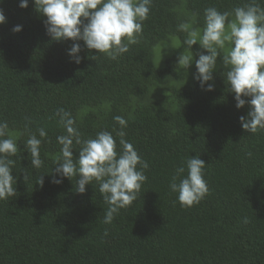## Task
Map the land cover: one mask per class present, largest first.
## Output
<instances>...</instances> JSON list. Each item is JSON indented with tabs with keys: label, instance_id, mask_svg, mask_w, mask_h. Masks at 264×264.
I'll return each instance as SVG.
<instances>
[{
	"label": "trees",
	"instance_id": "1",
	"mask_svg": "<svg viewBox=\"0 0 264 264\" xmlns=\"http://www.w3.org/2000/svg\"><path fill=\"white\" fill-rule=\"evenodd\" d=\"M19 2L0 3L7 19L0 25V119L14 132L45 127L48 137L40 169L31 166L27 135L17 141L16 195L0 200V264H264V131L243 130L240 117L249 106L237 109L219 60L211 92L194 79V63L178 66L182 20L197 13L202 26L204 9L231 10L246 0H153L129 53L94 60L78 41L79 64L68 54L74 41L52 40L33 0L27 9ZM16 25L20 33L12 31ZM164 41L173 43L161 63L154 49L162 51ZM192 51L198 59L203 50ZM59 108L73 113L84 138L101 130L115 135L114 117L123 116L125 138L149 164L137 200L111 224L103 222L107 205L98 185L79 194L75 178L53 183L60 178L53 170L56 136L63 134ZM191 155L207 165L209 194L186 209L169 182Z\"/></svg>",
	"mask_w": 264,
	"mask_h": 264
},
{
	"label": "clouds",
	"instance_id": "2",
	"mask_svg": "<svg viewBox=\"0 0 264 264\" xmlns=\"http://www.w3.org/2000/svg\"><path fill=\"white\" fill-rule=\"evenodd\" d=\"M36 11L46 17L47 34L54 41H74L69 55L79 64L81 46L96 55L118 61L131 46L140 43L143 22L150 15L153 0H33ZM2 3V0H0ZM19 7L27 9L29 0H20ZM197 13H192L177 25V32L183 33V51L178 56V66L187 70L194 63V79L202 89L215 90L214 72L218 60L224 69L222 75L228 91L234 94L237 109L249 106L247 117L240 122L246 133L264 131V6L262 0H246L231 10L221 11L216 7L204 9L203 24L196 26ZM7 22L3 8H0V25ZM22 25L12 31L20 33ZM175 39V38H174ZM199 45L203 51L194 57L192 48ZM169 46H165V49ZM206 53V54H205ZM168 95V93H167ZM247 98V99H245ZM56 116L63 128V134L56 136L60 151L55 157L53 169L61 184L64 178L76 179L75 191L86 192L87 185H98L107 209L105 224H111L116 216L137 200L143 184L147 181L149 164L135 146L125 137L128 121L123 116H115L120 126L113 132L101 130L94 137L84 138L77 118L71 111L57 109ZM27 135L25 150L30 154L32 168L44 166L41 146L48 137L45 127L35 130L25 125L23 132H14L6 120L0 119V200L16 195L17 178L13 176L16 157L20 151L17 141ZM78 148L79 157L73 151ZM251 155V154H249ZM205 162L199 155L186 157L183 165L176 168L170 178L169 190L177 195L182 208L199 205L209 194L205 179ZM44 175L38 177L37 184L43 186ZM29 180V175L25 176ZM244 224L250 221L244 217ZM107 235V232H105Z\"/></svg>",
	"mask_w": 264,
	"mask_h": 264
},
{
	"label": "rangeland",
	"instance_id": "3",
	"mask_svg": "<svg viewBox=\"0 0 264 264\" xmlns=\"http://www.w3.org/2000/svg\"><path fill=\"white\" fill-rule=\"evenodd\" d=\"M170 43L171 42H169V41H164L163 44L160 45V48H161L162 51H158L157 49H154V53L158 56L159 62L162 63V59H163L162 57L165 55L164 51L165 50H169L170 46H172L173 42L171 44ZM166 45L169 46V47L165 49Z\"/></svg>",
	"mask_w": 264,
	"mask_h": 264
}]
</instances>
